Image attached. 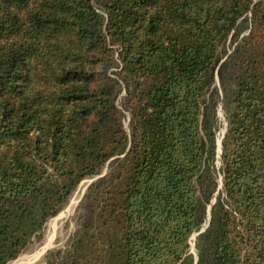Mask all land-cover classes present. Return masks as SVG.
Here are the masks:
<instances>
[{
	"label": "trees",
	"instance_id": "16d2710c",
	"mask_svg": "<svg viewBox=\"0 0 264 264\" xmlns=\"http://www.w3.org/2000/svg\"><path fill=\"white\" fill-rule=\"evenodd\" d=\"M95 178L46 264H264V0H0V264Z\"/></svg>",
	"mask_w": 264,
	"mask_h": 264
},
{
	"label": "rangeland",
	"instance_id": "374dc122",
	"mask_svg": "<svg viewBox=\"0 0 264 264\" xmlns=\"http://www.w3.org/2000/svg\"><path fill=\"white\" fill-rule=\"evenodd\" d=\"M120 99V102L124 101V103H126V101L129 99V96L126 94V92H124ZM127 116L128 118L124 122L126 124V128L128 129L130 116L129 113H127ZM220 116H223L222 113H220ZM221 132H225V126L222 128ZM91 180L92 179H87L78 186L74 194L70 197L69 201L59 212V214L46 223L44 230L41 232V237L34 240L33 245L29 247L27 251H25L21 256L9 264H46L45 256L47 252L64 245L67 240L77 231L78 219L76 210L80 204L82 193ZM75 201L76 204L72 206ZM52 236L54 237L52 244L48 246L49 248H46L39 256V253L42 252V250L47 245L49 238ZM194 242L195 239L192 240V252L195 253Z\"/></svg>",
	"mask_w": 264,
	"mask_h": 264
},
{
	"label": "water",
	"instance_id": "95a60500",
	"mask_svg": "<svg viewBox=\"0 0 264 264\" xmlns=\"http://www.w3.org/2000/svg\"><path fill=\"white\" fill-rule=\"evenodd\" d=\"M222 138H223V137H221V138L219 139V141H218V152H219V154L222 152ZM96 179H97V178L92 179V180L88 183V185L86 186V188L84 189V191H83V193H82V196H81L80 200L82 199V197H83V195H84L86 189L88 188V186H89L94 180H96ZM202 232H204V230H202ZM197 235H198V234H197ZM197 235H195V236L192 238V240H193V239H196V236H197Z\"/></svg>",
	"mask_w": 264,
	"mask_h": 264
},
{
	"label": "bare ground",
	"instance_id": "6f19581e",
	"mask_svg": "<svg viewBox=\"0 0 264 264\" xmlns=\"http://www.w3.org/2000/svg\"><path fill=\"white\" fill-rule=\"evenodd\" d=\"M75 204H76V201L72 204V206H74ZM53 238H54L53 236L49 238V241H48L47 245H46L45 248L42 250V252L39 253V256L44 252V250H45L46 248H49L48 246H50V245L52 244V240H53Z\"/></svg>",
	"mask_w": 264,
	"mask_h": 264
}]
</instances>
